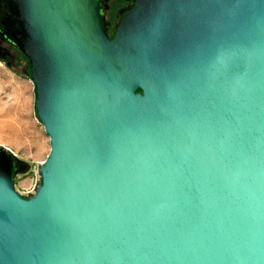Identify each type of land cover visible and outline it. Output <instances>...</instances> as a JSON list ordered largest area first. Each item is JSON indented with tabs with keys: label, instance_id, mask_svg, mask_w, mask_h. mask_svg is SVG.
I'll return each instance as SVG.
<instances>
[{
	"label": "water",
	"instance_id": "water-1",
	"mask_svg": "<svg viewBox=\"0 0 264 264\" xmlns=\"http://www.w3.org/2000/svg\"><path fill=\"white\" fill-rule=\"evenodd\" d=\"M0 5L50 141L29 195L0 147V264H264V0Z\"/></svg>",
	"mask_w": 264,
	"mask_h": 264
},
{
	"label": "rangeland",
	"instance_id": "rangeland-1",
	"mask_svg": "<svg viewBox=\"0 0 264 264\" xmlns=\"http://www.w3.org/2000/svg\"><path fill=\"white\" fill-rule=\"evenodd\" d=\"M127 5L132 6L108 0L103 16L110 34L124 13L118 7ZM29 76L25 55L0 37V147L15 156L19 169L15 187L24 195L33 193L38 166L50 150L49 136L36 117L35 87Z\"/></svg>",
	"mask_w": 264,
	"mask_h": 264
},
{
	"label": "flooded vegetation",
	"instance_id": "flooded-vegetation-1",
	"mask_svg": "<svg viewBox=\"0 0 264 264\" xmlns=\"http://www.w3.org/2000/svg\"><path fill=\"white\" fill-rule=\"evenodd\" d=\"M130 1V2H129ZM107 2H108V0H100V4H101V8H102V12H103V15H104V13H105V10H106V7H107ZM120 2H122V4H123V6H125L127 3H130V4H132L133 5V0H120ZM129 6L127 5L126 7H124V8H120V6L118 7V11L120 12V13H122V12H125V11H127L129 8H128ZM1 5H0V21H1ZM106 22V21H105ZM6 32V30H4V29H2L1 27H0V37L3 39V40H5L8 44H10L11 46H14V47H16L12 42H10L9 40H8V38L3 34V33H5ZM1 149V148H0ZM3 151V152H2ZM2 151H0V162H2V163H4V158H5V155H4V150H2ZM16 168H18V164L16 163V161H14V164H13V170H14V172H15V170H16Z\"/></svg>",
	"mask_w": 264,
	"mask_h": 264
},
{
	"label": "trees",
	"instance_id": "trees-1",
	"mask_svg": "<svg viewBox=\"0 0 264 264\" xmlns=\"http://www.w3.org/2000/svg\"><path fill=\"white\" fill-rule=\"evenodd\" d=\"M30 77V76H29Z\"/></svg>",
	"mask_w": 264,
	"mask_h": 264
}]
</instances>
